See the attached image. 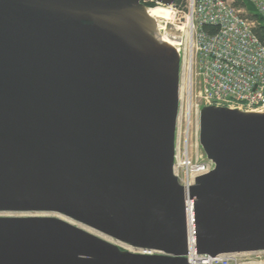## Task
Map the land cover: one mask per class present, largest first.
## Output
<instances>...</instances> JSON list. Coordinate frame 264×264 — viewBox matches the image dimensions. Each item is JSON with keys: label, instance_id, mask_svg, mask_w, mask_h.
Wrapping results in <instances>:
<instances>
[{"label": "water", "instance_id": "95a60500", "mask_svg": "<svg viewBox=\"0 0 264 264\" xmlns=\"http://www.w3.org/2000/svg\"><path fill=\"white\" fill-rule=\"evenodd\" d=\"M146 1L0 0V264H189L181 57ZM199 138L198 254L264 251V112L204 106Z\"/></svg>", "mask_w": 264, "mask_h": 264}, {"label": "built area", "instance_id": "2783aa9c", "mask_svg": "<svg viewBox=\"0 0 264 264\" xmlns=\"http://www.w3.org/2000/svg\"><path fill=\"white\" fill-rule=\"evenodd\" d=\"M236 1L252 4L264 18L262 0H186L185 9L176 2L166 5L146 1L155 2V7L170 6L175 14L172 25L186 27L178 49L181 80L174 172L186 191L189 264H234L236 254L211 256L197 252L195 198L191 188L198 176L213 168L200 147L201 109L217 105L264 112V43L254 32L256 20ZM160 23L159 29L167 24L163 19Z\"/></svg>", "mask_w": 264, "mask_h": 264}, {"label": "bare ground", "instance_id": "6f19581e", "mask_svg": "<svg viewBox=\"0 0 264 264\" xmlns=\"http://www.w3.org/2000/svg\"><path fill=\"white\" fill-rule=\"evenodd\" d=\"M169 8H170V6H168V7L157 6L155 8H151L149 10V12H150L151 16L157 20L159 25H161V23H160L161 19L166 21L167 24L166 25L164 24L165 26L160 27V29H159L160 34H161V38L163 41L169 43L170 45L174 46L178 50L179 46L182 45V41H183L182 34L186 30V27L185 26H183V27L178 26L177 28L173 27V25H172L173 22H171L172 20L171 21L169 20V19L173 18L172 17L173 13L170 12ZM255 28H254V32H255ZM256 35H257V33H256ZM191 36L192 35L190 33H188L187 38H189V40H191V38H190ZM146 253H149V252H146Z\"/></svg>", "mask_w": 264, "mask_h": 264}, {"label": "rangeland", "instance_id": "374dc122", "mask_svg": "<svg viewBox=\"0 0 264 264\" xmlns=\"http://www.w3.org/2000/svg\"><path fill=\"white\" fill-rule=\"evenodd\" d=\"M181 4H182V8L181 9H185L186 0H184L183 3H181ZM155 6H156V4L153 7H155ZM161 7H163V6H161ZM169 10H170L171 13H173V16H172L173 18L169 19V20L170 21L172 20L171 22H173L174 15H175L174 14V10H172L171 7L169 8ZM176 22H177V18H176ZM182 22L186 23L185 19H183ZM176 24H178V22ZM161 25H162V23H161ZM165 25H163V27ZM173 27H175V26H173ZM180 27H183V25H180ZM184 32L182 34L183 39H184V34L186 33V32L185 33ZM159 33H160V30H159ZM200 147L202 149V153L204 154V157H206V154H205L202 146H200ZM233 263L234 264H264V251H253V252L236 253L235 256H234V259H233Z\"/></svg>", "mask_w": 264, "mask_h": 264}, {"label": "trees", "instance_id": "16d2710c", "mask_svg": "<svg viewBox=\"0 0 264 264\" xmlns=\"http://www.w3.org/2000/svg\"><path fill=\"white\" fill-rule=\"evenodd\" d=\"M183 1L184 0H175V2L178 3V4L183 3ZM145 4H146V6L149 7V6H154L155 2H146ZM235 4L237 6L245 7L248 10L249 14H250L249 16L256 20L257 26L255 28V32L257 33V35L259 36L261 41L264 43V18L257 14L255 7L252 4H250V3L236 1ZM206 29L207 30L208 29L212 30L211 27H208Z\"/></svg>", "mask_w": 264, "mask_h": 264}, {"label": "crops", "instance_id": "0c3cea01", "mask_svg": "<svg viewBox=\"0 0 264 264\" xmlns=\"http://www.w3.org/2000/svg\"><path fill=\"white\" fill-rule=\"evenodd\" d=\"M262 1H264V0H262Z\"/></svg>", "mask_w": 264, "mask_h": 264}]
</instances>
